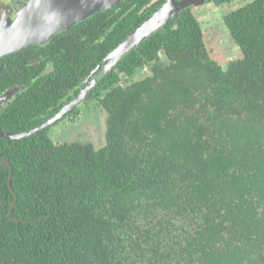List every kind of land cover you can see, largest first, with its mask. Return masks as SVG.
<instances>
[{"label":"trees","instance_id":"16d2710c","mask_svg":"<svg viewBox=\"0 0 264 264\" xmlns=\"http://www.w3.org/2000/svg\"><path fill=\"white\" fill-rule=\"evenodd\" d=\"M164 1L123 0L9 54L48 64L20 79L0 128L52 116ZM223 21L240 57L214 58L200 17L183 8L63 117L103 108L101 144L54 140L52 126L0 138L19 218L0 165V264H264V0ZM12 82L0 72V93Z\"/></svg>","mask_w":264,"mask_h":264},{"label":"water","instance_id":"95a60500","mask_svg":"<svg viewBox=\"0 0 264 264\" xmlns=\"http://www.w3.org/2000/svg\"><path fill=\"white\" fill-rule=\"evenodd\" d=\"M123 0H29L19 11L15 18L3 6H0V57L19 50L31 44H42L49 41L56 33L68 29L80 21L85 20L94 13L104 9H111ZM205 0H165L153 13L139 26L131 31L84 80L78 94L62 106L53 116L35 127L12 132L0 128V138L20 139L31 136L50 127L56 120L62 118L67 112L79 105L88 93L98 85L104 75L147 37L152 35L161 26L166 24L179 11L186 7L195 6ZM8 91L0 101L8 98ZM0 165L10 168L8 185L14 194L9 216L12 215L18 195L12 186L13 169L9 160Z\"/></svg>","mask_w":264,"mask_h":264},{"label":"rangeland","instance_id":"374dc122","mask_svg":"<svg viewBox=\"0 0 264 264\" xmlns=\"http://www.w3.org/2000/svg\"><path fill=\"white\" fill-rule=\"evenodd\" d=\"M207 1L209 0L198 2V4L196 3L195 6L192 5L191 7L200 17L205 39L212 55L225 64L229 60L240 57L242 51L231 38L224 24L222 14L248 0L245 2L235 0L232 3L222 5H215ZM106 116L107 113L103 108L95 106L90 110L85 109L78 120L55 123L49 132L54 140H83L92 141L94 144L99 145L105 141Z\"/></svg>","mask_w":264,"mask_h":264},{"label":"flooded vegetation","instance_id":"af4514ba","mask_svg":"<svg viewBox=\"0 0 264 264\" xmlns=\"http://www.w3.org/2000/svg\"><path fill=\"white\" fill-rule=\"evenodd\" d=\"M28 1L29 0H0V6L5 7L7 9V11L10 12L12 18H15L18 15L19 11L22 9V7H24ZM245 1L246 0H242V2H245ZM207 2H212L215 5H222V4L228 3V2H225V3L217 4L216 0H209ZM242 4H244V3H242ZM239 5H241V4H239ZM226 12H228V11H225L224 13H226ZM223 14H222V16H223ZM65 30H67V29H65ZM62 31H64V30H62ZM62 31H60V32H62ZM60 32H58V33H60ZM58 33H56V34H58ZM52 38L49 41H47L46 43L31 44V45L23 47V48H21L19 50L9 52V53H7V54H5V55L0 57V72H3V71L10 72V77L14 80V82H12L10 84L6 83V85H4V88H3L2 92L0 93V99H1V97L4 96L8 91H11V93H9L7 99H5L3 101H0V112L5 108V106H7L9 103L15 101L18 98L17 96L20 93V90L24 86V83L22 81H20V79L28 78V77H33V79H37L38 76H39V72L38 71H33V69H35V68L39 69L44 64H48V63H41V60H42V56L41 55L40 56H38V55L31 56L30 53H28L26 56L17 57V58L9 57L8 55L11 54V53L17 52V51L18 52L22 51L25 48H29L30 46H33V45H45V44H48L52 40ZM0 85H2V83ZM83 101L79 105H82ZM79 105L75 106L74 108L78 107ZM93 107H95V106L94 105L91 106L90 109H93ZM85 109L90 110L88 108H82L81 113H80L79 117L76 118V120L81 118L82 112ZM71 111H69V112H71ZM56 112H58V111H56ZM69 112H67L65 115H67ZM50 117H48V118H50ZM63 117L58 119V120H56L52 125H54L55 123L60 122V121H64V122L71 121V120H69V118L63 119Z\"/></svg>","mask_w":264,"mask_h":264}]
</instances>
